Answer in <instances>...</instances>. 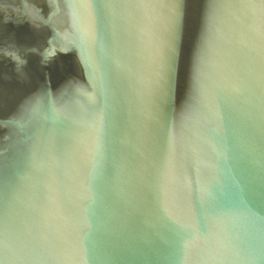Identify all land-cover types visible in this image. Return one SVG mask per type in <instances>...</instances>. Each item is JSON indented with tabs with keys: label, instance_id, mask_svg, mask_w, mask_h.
Masks as SVG:
<instances>
[{
	"label": "water",
	"instance_id": "obj_1",
	"mask_svg": "<svg viewBox=\"0 0 264 264\" xmlns=\"http://www.w3.org/2000/svg\"><path fill=\"white\" fill-rule=\"evenodd\" d=\"M0 264H264V0H0Z\"/></svg>",
	"mask_w": 264,
	"mask_h": 264
}]
</instances>
